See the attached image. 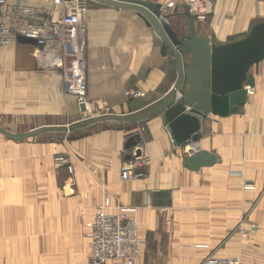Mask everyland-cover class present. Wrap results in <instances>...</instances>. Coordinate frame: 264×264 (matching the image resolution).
Segmentation results:
<instances>
[{
    "label": "crops",
    "instance_id": "0c3cea01",
    "mask_svg": "<svg viewBox=\"0 0 264 264\" xmlns=\"http://www.w3.org/2000/svg\"><path fill=\"white\" fill-rule=\"evenodd\" d=\"M154 1L162 5L176 2L174 12L163 15H168L169 24L180 35L189 31L190 11L197 17L198 36L218 45L244 38L264 21V0ZM88 6L87 110L64 92L58 71L38 65L32 43L16 39L0 49L11 64L6 75H0V82L2 77L7 81L10 93L13 80L19 85V94L24 87V131L49 127L40 137L67 131L70 124L90 120L91 114L115 116L68 130L74 134L69 139L36 144L53 155L65 154L72 163V173L67 167L59 171L58 189L70 195L80 212L89 214L87 222L106 198L109 212L124 206L136 209L133 216L144 236V229L151 226L154 232L162 231L168 217L170 252L163 253L160 246L154 252V260L161 259L164 264H205L211 254L238 257L245 264H264V106L260 98L249 96L246 105L228 116L209 114L198 142L174 147L163 113L137 118L172 91L178 78L174 54L163 52L164 42L136 11L94 0H89ZM251 72L255 88L261 87L256 97H264V61ZM128 90L145 95L128 98ZM7 92L0 87L1 109H10L16 101ZM246 122L256 137L249 145L247 168L231 161L225 144L235 137L241 140V126ZM136 135L140 137L137 145L128 147ZM199 151L215 153L217 162L197 171L186 167L187 155ZM126 168L143 176L123 180L121 173ZM245 182L253 183L255 189H243ZM239 225L244 234L232 232ZM153 237L156 241V235ZM147 243L138 264H144L150 255ZM108 264L122 263L114 260Z\"/></svg>",
    "mask_w": 264,
    "mask_h": 264
},
{
    "label": "rangeland",
    "instance_id": "374dc122",
    "mask_svg": "<svg viewBox=\"0 0 264 264\" xmlns=\"http://www.w3.org/2000/svg\"><path fill=\"white\" fill-rule=\"evenodd\" d=\"M30 1L42 3L45 0ZM9 66L8 58L0 53V75H6ZM0 87L7 89V94H12L16 99L10 109L0 108V126L15 133H25L24 87L19 94V85L13 80V92L10 93L9 84L3 77ZM260 90L261 87L256 89L255 94ZM255 94L252 99L260 98L258 100L264 106V97H256ZM241 128V140L237 141L235 137V140H226L225 144L229 147L231 161L247 168L249 145L252 140L255 143L256 137L250 133L247 122ZM73 135L68 130L53 131L45 136L14 141L0 133V264L89 263L91 245L86 227L89 214L80 212L70 195L62 194L58 189L59 171L67 167L72 173V163L68 160L59 162L58 155L36 146L39 142L65 140ZM251 185L254 186L253 183L245 182L243 189L253 190L249 188ZM167 218L162 231L154 232L152 226L149 230L142 228L146 236L140 232L137 224L142 241L139 255L145 241H148L146 247L150 251L144 264H164L161 259L154 260V252H158V246L163 253L170 252V234L166 223L170 220ZM235 231L245 233L240 225L232 232ZM154 235L156 241L153 240ZM149 237L152 239L149 240Z\"/></svg>",
    "mask_w": 264,
    "mask_h": 264
},
{
    "label": "water",
    "instance_id": "95a60500",
    "mask_svg": "<svg viewBox=\"0 0 264 264\" xmlns=\"http://www.w3.org/2000/svg\"><path fill=\"white\" fill-rule=\"evenodd\" d=\"M109 6L129 9L141 15L164 42L163 52H172L178 69L177 81L170 94L159 103L140 113L144 119L154 113H163L167 119V131L176 148H185L198 142L204 132V122L209 114L228 116L246 105V86H255L251 68L264 61V21L257 23L242 39L215 44L198 36L196 15L188 11V33L180 35L163 15V5L154 0H94ZM87 110L84 104L81 105ZM115 116H96L90 120L70 124L69 131L93 122H101ZM41 127L25 133H15L0 126V133L20 141L38 137L49 131ZM139 136L132 137L127 146L135 147ZM217 156L213 152L189 153L184 165L191 170L213 166Z\"/></svg>",
    "mask_w": 264,
    "mask_h": 264
},
{
    "label": "built area",
    "instance_id": "2783aa9c",
    "mask_svg": "<svg viewBox=\"0 0 264 264\" xmlns=\"http://www.w3.org/2000/svg\"><path fill=\"white\" fill-rule=\"evenodd\" d=\"M194 3L198 0H187ZM89 0H45L42 3H29L28 0H0V48L11 45L16 39L33 44L34 56L40 67L58 71L66 92L73 94L78 102L88 108L87 97V18ZM176 2L163 5V13H173ZM165 21H168L165 19ZM249 96L256 88L245 87ZM128 98L144 96L140 90L125 92ZM96 117L90 115V118ZM64 155L57 161L65 162ZM72 166L70 170L72 171ZM143 174L131 168L121 173L123 180H136ZM254 189V186H249ZM110 201L96 212L86 223L87 238L91 245L88 264H108L120 261L122 264H137L141 239L137 221L133 216L136 209L120 207L114 212L107 208ZM205 264H244L238 258L215 257L209 255Z\"/></svg>",
    "mask_w": 264,
    "mask_h": 264
},
{
    "label": "bare ground",
    "instance_id": "6f19581e",
    "mask_svg": "<svg viewBox=\"0 0 264 264\" xmlns=\"http://www.w3.org/2000/svg\"><path fill=\"white\" fill-rule=\"evenodd\" d=\"M239 259V258H238Z\"/></svg>",
    "mask_w": 264,
    "mask_h": 264
},
{
    "label": "trees",
    "instance_id": "16d2710c",
    "mask_svg": "<svg viewBox=\"0 0 264 264\" xmlns=\"http://www.w3.org/2000/svg\"><path fill=\"white\" fill-rule=\"evenodd\" d=\"M45 136V135H44Z\"/></svg>",
    "mask_w": 264,
    "mask_h": 264
}]
</instances>
